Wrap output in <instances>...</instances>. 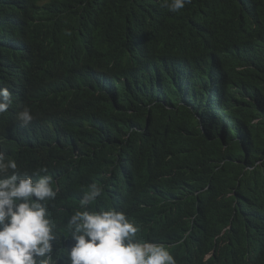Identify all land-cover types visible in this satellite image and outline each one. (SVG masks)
Listing matches in <instances>:
<instances>
[{
  "label": "clouds",
  "instance_id": "1",
  "mask_svg": "<svg viewBox=\"0 0 264 264\" xmlns=\"http://www.w3.org/2000/svg\"><path fill=\"white\" fill-rule=\"evenodd\" d=\"M19 1L0 0V26L5 31L7 24H16L18 18L26 21L29 13L36 12L41 19L24 33L43 42L40 50L46 59L24 52L16 54L17 63L0 62V120L26 132L30 143L47 154L50 162L48 167L27 173L2 153L0 144V264H264V202L249 197L223 219L222 205L210 182L188 190L186 208L179 212L170 192L178 170L162 166L154 144L134 151L114 136L82 144L52 141V134L62 128L64 101L87 105L98 99L113 106L122 91L135 87L161 98L162 104L174 98L169 105L174 107L177 88L142 69L136 55L129 65L136 76L139 72L144 76L138 81L115 70L98 76L99 82L78 75L91 72L89 60L81 54L100 51L108 43L92 26L80 25L75 32L81 35L69 38L73 52L59 53L49 17L42 9L48 0L23 5L27 17ZM188 3L170 0L162 8L176 14ZM10 16L17 21L10 22ZM226 43L246 44L261 56L260 35L230 27L219 46L206 45L205 61L218 62ZM59 58L73 61V67L63 62L56 68L58 63H52ZM21 75L26 82L18 80ZM199 90L214 101L206 86ZM89 156L104 158L106 169H88L71 178ZM198 208L205 219L196 224L192 214ZM154 223L166 226L165 238L152 237L157 233ZM194 231H202L205 251Z\"/></svg>",
  "mask_w": 264,
  "mask_h": 264
},
{
  "label": "trees",
  "instance_id": "2",
  "mask_svg": "<svg viewBox=\"0 0 264 264\" xmlns=\"http://www.w3.org/2000/svg\"><path fill=\"white\" fill-rule=\"evenodd\" d=\"M29 1H19L24 16L29 12L23 5ZM167 1L170 0L46 1L42 9L56 37L57 52H73L69 38L81 35L75 32L80 25L92 26L109 45L81 54L89 60L91 72L78 75L99 82L98 76L115 70L126 79L138 81L144 76L140 72L136 76L137 71H130L129 65L136 55L142 69L177 88L174 107L169 106L174 98L162 104L161 98L135 87L122 91L113 106L98 99L87 105L64 101L62 128L52 134V141L82 144L114 136L122 138L134 151L154 144L162 166L178 170L170 188L176 198L174 208L184 211L188 190L211 182L225 219L249 197L264 202V0H190L176 14L162 8ZM40 19L33 12L26 21L18 18L16 24H7L5 31L0 26V62L17 63L16 54L24 52L46 59L40 50L43 42L27 38L24 33L26 27ZM9 20L17 21L11 16ZM230 27L242 32L250 29L260 35L261 56L249 51L246 44L226 43L218 62H206V45L219 46L222 34ZM81 40L85 41L84 37ZM56 63V68L62 63L73 67L68 58L55 59L52 64ZM20 79L25 81L19 76ZM114 79L122 84L119 78ZM203 86L212 92L214 101L200 92ZM0 144L2 153L27 173L48 167L50 157L30 143L26 132L3 120ZM106 166L104 158L89 156L75 168L71 178L88 169L105 170ZM201 214L200 208L192 214L196 224L204 221ZM153 226L157 233L152 237L165 238L166 226ZM194 237L202 243V250L206 249L202 231H194Z\"/></svg>",
  "mask_w": 264,
  "mask_h": 264
},
{
  "label": "bare ground",
  "instance_id": "3",
  "mask_svg": "<svg viewBox=\"0 0 264 264\" xmlns=\"http://www.w3.org/2000/svg\"><path fill=\"white\" fill-rule=\"evenodd\" d=\"M20 77H22V78H24V75H21ZM90 77V76H89ZM103 85V84H102ZM214 109H216V108H214ZM258 243V242H257Z\"/></svg>",
  "mask_w": 264,
  "mask_h": 264
}]
</instances>
